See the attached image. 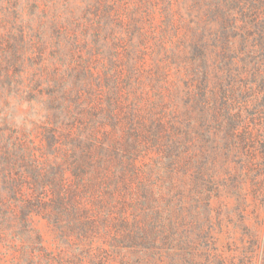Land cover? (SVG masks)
Returning <instances> with one entry per match:
<instances>
[{"label":"rangeland","instance_id":"rangeland-1","mask_svg":"<svg viewBox=\"0 0 264 264\" xmlns=\"http://www.w3.org/2000/svg\"><path fill=\"white\" fill-rule=\"evenodd\" d=\"M263 27L264 0H0V264H264Z\"/></svg>","mask_w":264,"mask_h":264},{"label":"trees","instance_id":"trees-1","mask_svg":"<svg viewBox=\"0 0 264 264\" xmlns=\"http://www.w3.org/2000/svg\"><path fill=\"white\" fill-rule=\"evenodd\" d=\"M255 5H256V4H255ZM253 9H255V10H256V9H257V6H253ZM263 28H264V27H263ZM204 71H205V69H204ZM212 96H213V95H212Z\"/></svg>","mask_w":264,"mask_h":264}]
</instances>
